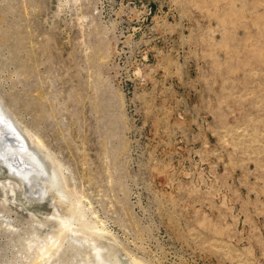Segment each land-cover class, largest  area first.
Here are the masks:
<instances>
[{"label":"rangeland","instance_id":"rangeland-1","mask_svg":"<svg viewBox=\"0 0 264 264\" xmlns=\"http://www.w3.org/2000/svg\"><path fill=\"white\" fill-rule=\"evenodd\" d=\"M0 101L65 180L0 162V264H264V0H0Z\"/></svg>","mask_w":264,"mask_h":264},{"label":"bare ground","instance_id":"bare-ground-1","mask_svg":"<svg viewBox=\"0 0 264 264\" xmlns=\"http://www.w3.org/2000/svg\"><path fill=\"white\" fill-rule=\"evenodd\" d=\"M30 138L35 142L32 135H30ZM38 143L42 142L38 140ZM45 159L34 146L29 144L26 136L18 128L0 101V162L2 164H8L10 170L18 173L27 188L30 185L32 186L40 183L38 190L35 191L39 198L45 197L47 187H57L62 181L65 183L63 176H61V173L59 172V168L57 169L53 166L52 168H48ZM28 191L31 190L28 189ZM31 194L33 193L31 192ZM73 200L76 199L73 198ZM74 203L75 207L72 208L70 216L60 218L61 230L63 232H78L81 230L78 226L81 225L90 230L102 231L101 228H98L87 221L85 210L78 205L79 201L77 200ZM85 237H87V240L92 245L95 257L84 260L82 264H122L117 258L111 260L108 255L104 253L105 246L98 244L93 237ZM90 240L92 242H90ZM57 244H59V237L47 240L45 243L43 242L40 244L38 246L40 256L49 254L52 248ZM136 264L140 263L137 262Z\"/></svg>","mask_w":264,"mask_h":264}]
</instances>
